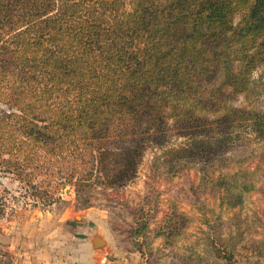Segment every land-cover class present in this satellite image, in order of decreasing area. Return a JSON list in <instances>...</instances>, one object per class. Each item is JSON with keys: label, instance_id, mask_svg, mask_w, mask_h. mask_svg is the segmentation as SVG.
<instances>
[{"label": "trees", "instance_id": "obj_1", "mask_svg": "<svg viewBox=\"0 0 264 264\" xmlns=\"http://www.w3.org/2000/svg\"><path fill=\"white\" fill-rule=\"evenodd\" d=\"M263 64L264 0H0V166L48 207L127 185L148 148L215 160L264 131Z\"/></svg>", "mask_w": 264, "mask_h": 264}, {"label": "rangeland", "instance_id": "obj_2", "mask_svg": "<svg viewBox=\"0 0 264 264\" xmlns=\"http://www.w3.org/2000/svg\"><path fill=\"white\" fill-rule=\"evenodd\" d=\"M252 86L254 108L264 113V64ZM237 133L245 135L206 163L167 162L160 148H148L127 185L83 194L68 186L48 207L35 204L27 186L0 166V258L7 264H264V131ZM97 237L105 244L96 247Z\"/></svg>", "mask_w": 264, "mask_h": 264}, {"label": "water", "instance_id": "obj_3", "mask_svg": "<svg viewBox=\"0 0 264 264\" xmlns=\"http://www.w3.org/2000/svg\"><path fill=\"white\" fill-rule=\"evenodd\" d=\"M94 244H95L96 247H99V246L104 245L105 243H104V241H103L102 239H100V238L97 237V238L94 240Z\"/></svg>", "mask_w": 264, "mask_h": 264}, {"label": "crops", "instance_id": "obj_4", "mask_svg": "<svg viewBox=\"0 0 264 264\" xmlns=\"http://www.w3.org/2000/svg\"><path fill=\"white\" fill-rule=\"evenodd\" d=\"M96 263H98V262H96Z\"/></svg>", "mask_w": 264, "mask_h": 264}]
</instances>
